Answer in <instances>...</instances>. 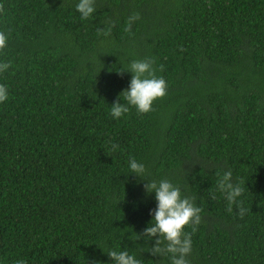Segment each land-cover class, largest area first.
Returning <instances> with one entry per match:
<instances>
[{
  "label": "trees",
  "instance_id": "obj_1",
  "mask_svg": "<svg viewBox=\"0 0 264 264\" xmlns=\"http://www.w3.org/2000/svg\"><path fill=\"white\" fill-rule=\"evenodd\" d=\"M78 2L0 0V264H172L136 238L161 180L202 208L189 264H264V0H95L87 20ZM144 59L166 95L113 118L132 77L118 72ZM227 171L243 218L218 191Z\"/></svg>",
  "mask_w": 264,
  "mask_h": 264
},
{
  "label": "clouds",
  "instance_id": "obj_2",
  "mask_svg": "<svg viewBox=\"0 0 264 264\" xmlns=\"http://www.w3.org/2000/svg\"><path fill=\"white\" fill-rule=\"evenodd\" d=\"M76 11L80 14L81 20H87L96 11L95 0H79ZM0 12H3L2 5H0ZM137 19H139L138 13L130 16L125 30L130 31L132 23ZM110 32L111 28L104 31L103 34L107 36ZM10 33L11 29L8 30V34ZM8 34L0 31V51L7 46ZM153 63L152 59L133 60L127 70L121 69L118 72L121 75L125 72H131L132 77L129 88L121 93L127 104H122L118 99L111 106L113 118H120L129 113V105L135 106L140 113H148L153 110V102L166 95V82L162 77L156 76ZM10 67V62L0 63V73L6 72ZM160 70L163 71V66ZM7 99V86L0 85V103ZM118 147L117 144H113L111 151L115 152ZM129 165L134 176L141 178L144 175L145 166L138 163L135 158L130 159ZM217 188L228 201L227 211L233 213V205H235L236 215L243 218L249 209L245 208L243 202L238 201V198L245 191V182L241 180L237 184L232 183V173L227 171L217 180ZM144 189L146 194L155 192L157 207L153 212H150V215L153 216L150 226L145 228L141 234L136 235V238L151 240L153 237H158L155 240V246L150 249L147 248V251H150L153 256L164 253L171 254L172 264H189L186 257L191 252V234L197 231V226L201 223L202 208L195 205L194 199L182 197L181 189L168 180H161L158 183L156 181L146 182ZM211 199L215 200V195ZM188 225L192 226L191 233L184 232V228ZM162 245L165 246L162 247ZM107 255L115 264H140V260L136 259L134 255H130L128 251H110ZM16 264H25V261L18 260Z\"/></svg>",
  "mask_w": 264,
  "mask_h": 264
}]
</instances>
